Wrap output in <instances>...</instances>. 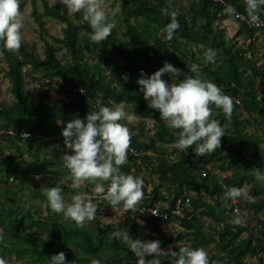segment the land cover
<instances>
[{"label": "trees", "instance_id": "1", "mask_svg": "<svg viewBox=\"0 0 264 264\" xmlns=\"http://www.w3.org/2000/svg\"><path fill=\"white\" fill-rule=\"evenodd\" d=\"M43 2L48 15L65 22L63 35L56 37L49 32L43 18L35 16L41 36L46 38L43 58L37 56L24 40L18 50L8 49L0 41V54L7 63L6 75L14 96L12 103L0 107V131L4 130L0 135V176L6 185V198L0 203V233L4 235V239L0 240V258L15 255L26 259L28 264H47L48 257L63 250L66 259L77 260L79 264H91L92 257L100 258L102 264H137L138 257L130 242L124 240L123 235L113 238L111 234L115 230L111 225L101 223L100 227H96L85 223L81 225L75 219L65 221L62 213L51 208L42 193V199L47 200V214L43 217L39 205L21 199L15 190H11L13 183L10 176L18 173L16 180L26 183L31 174L60 165L66 168L70 180H73L70 169L63 163V153L73 151L70 148L61 147L57 155L45 158L43 162L38 160L39 155L34 161L24 159V156L36 146L34 137L37 135H57L63 139L62 129L67 120L76 116L86 118L88 112L98 111L101 105L112 102L134 103V111L141 118L157 119V131L152 139L131 138L127 160L120 165L121 170L138 175L141 166L139 155H132L130 148L145 151L143 158L146 161L150 159L147 150L158 151V142L176 144L181 132V129L170 127L162 119L160 111L149 105L137 83L141 69L151 74L167 60L183 69L181 74L199 73L205 79H212L233 98V109L231 114H227L221 106L210 105L215 112L210 118L226 125L220 147L199 154L193 144L178 151L179 159L162 158L152 169L160 183L150 193L142 186V202L137 205L162 200L168 205L167 215L153 218L141 214L137 207L127 208L125 223H130L134 217L149 221L145 225L135 224L136 229L144 240L159 239L161 247L187 239L169 250L178 251L186 244L193 247L213 244L218 254L209 256L210 264H249L247 257L254 255L259 258L251 264H264V240L255 238L252 233L243 237L248 225L233 222L236 216L242 214L233 211V198L225 195L231 186L243 187L251 196L245 207L255 214L264 210V182L258 181L252 170L257 166L264 169V133L261 137L256 131H248L249 120L242 117L243 112L254 115L261 123L260 131L262 128L264 131V98L259 96L256 84L262 71L254 59L248 58L247 47L238 44L236 38L242 35L241 29L231 36L225 27L216 25L230 17L224 11L226 4L249 17L248 0H189L186 9L180 8L177 0H123L128 8L127 14L124 17L114 14L117 24L111 34L100 42L90 38L92 27L83 10L78 11L73 20L66 11L50 7L46 0ZM173 11L179 20V27L169 38L165 26L173 19ZM256 11L259 17H264V5ZM232 19L252 34L253 30L243 21ZM119 25H123L122 31ZM49 37L62 46L56 47ZM191 44H204L208 51L202 50L198 57L188 51ZM209 50L213 54L211 59L207 55ZM59 51H63L64 58L59 57ZM202 58H208V62L204 59L201 63ZM91 59L97 61L92 62ZM248 67L250 74H247ZM108 71L113 74L108 75ZM36 72L48 76L50 84L54 79L72 98L53 99L49 89L52 86L47 83L42 85L39 93L42 102L36 104L25 85L26 76L35 79L32 75ZM125 73L130 79L124 80ZM179 74L165 73L163 77L174 82ZM3 141L18 153L20 159L12 152L4 155ZM22 142L29 147H24ZM209 164L232 172L226 177H219L208 167ZM84 180L90 188L95 187L93 181ZM246 185L249 187L246 188ZM190 189L197 194L191 196ZM1 194L0 189V197ZM187 196L192 202L189 216L179 217L171 213L169 209L176 205L178 199ZM244 197L246 194L239 196V200L243 201ZM245 219L248 220V216ZM172 221L180 223L188 231L176 234L165 230L163 226ZM149 227L157 235L146 232ZM161 259L165 264H172L170 254Z\"/></svg>", "mask_w": 264, "mask_h": 264}, {"label": "clouds", "instance_id": "2", "mask_svg": "<svg viewBox=\"0 0 264 264\" xmlns=\"http://www.w3.org/2000/svg\"><path fill=\"white\" fill-rule=\"evenodd\" d=\"M69 12L83 10V15L92 27L90 38L100 42L105 40L117 24L114 11L104 6V0H60ZM21 0H0V41L8 49L18 50L23 42L22 27L24 19L20 11ZM264 5V0H248L250 22L259 23L260 17L256 9ZM234 10V9H233ZM237 15H240L237 13ZM173 19L165 26L171 38L179 27L176 13L171 12ZM212 58V51L207 53ZM183 69L165 60L163 66L151 74L141 69L137 78L140 90L149 105L158 109L162 119L173 128L181 129L175 141L179 148L196 145V152L205 154L214 151L221 145V137L225 134L226 125L218 119L210 118V105L221 106L225 113L231 114L233 98L213 80L205 79L199 73L187 74L178 83L163 77L165 73H181ZM130 77L124 74V80ZM132 121L136 113L129 114L122 104L112 102L101 105L98 111L88 112L86 118L76 116L66 121L62 132L65 145L72 149L63 153V163L70 169L73 184L79 185L83 179L94 182L95 191L106 195L112 206L134 208L143 197L144 181L140 176L126 173L120 165L127 160V150L132 132L123 118ZM253 174L258 181L264 182V169L257 166ZM108 181V184H105ZM41 192L47 197L51 208L75 219L83 225L86 220L96 217L98 205L87 193L78 192L71 200L65 198L60 185H43ZM246 194L243 187L231 186L225 195L236 198ZM234 223H244L242 216H236ZM113 238L123 235L129 240L130 247L138 257L137 264H161V257L169 255L172 264H210L207 250L200 247L183 245L178 251L165 250L159 239H134L128 230L115 231ZM4 235L0 233V240ZM151 257V258H149ZM0 264H5L0 258ZM47 264H79L77 260L66 259L61 250L48 257ZM91 264H102L98 257L91 258Z\"/></svg>", "mask_w": 264, "mask_h": 264}, {"label": "rangeland", "instance_id": "3", "mask_svg": "<svg viewBox=\"0 0 264 264\" xmlns=\"http://www.w3.org/2000/svg\"><path fill=\"white\" fill-rule=\"evenodd\" d=\"M47 4L54 8L58 9L62 12L66 11L68 16L74 20L75 16L78 14V11L76 12H69V10L66 8V6L60 2V0H46ZM189 0H177L178 5L180 8H185L188 5ZM123 0H104V6L108 9H111L114 11L115 15L125 16L128 12V8L124 6ZM20 11L22 13L23 19H24V25L22 27L23 32V40L31 46L32 51L39 57L43 58L45 56V39L43 36H41L40 33V27L36 20V15L43 18L44 24L49 28V32L56 36L61 37L63 35V29L65 27V22H62L61 20H58L57 18H54L47 14L46 7L44 5L43 0H21L20 4ZM262 17V16H261ZM264 19V17H262ZM218 27L222 26L225 27L229 35H234L235 31L237 29H241L242 35L240 38H236L239 45L247 47V56L249 59H254L257 63V67L262 71V75L256 79V84L258 87V93L261 98H264V28H254L252 31V34L244 29L240 24L235 21V19H232L228 17L226 20H224L220 25L216 23ZM45 26V27H46ZM119 30L122 31L124 29L123 25L118 26ZM50 42L54 44L56 47H61V43H57L53 40V38L49 37ZM250 47V49L248 48ZM208 51V48L205 47L204 44H191L188 51H191L192 53H196L198 57L201 56V51ZM64 51V49H63ZM63 51H59V57L64 58L62 55ZM189 52V53H191ZM205 59V62H208V58H202L201 63ZM92 62H96V59H91ZM197 66V64H194ZM248 65V64H247ZM249 66V65H248ZM7 70V63L5 62L3 56L0 54V107L2 105H9L14 101V96L11 91V82L9 78L6 75ZM28 70H26L27 72ZM108 75L113 74L110 71L107 72ZM251 70L248 67L247 74H250ZM188 74V73H187ZM44 74L42 72H36L32 76H35L36 78L33 79L31 76H26V88L29 91L30 95L32 94L35 103L38 104L39 102H42V99L39 95L40 90L42 88V85L49 83L50 78L48 76H43ZM184 73H180L177 75L176 80H174L175 83H178L180 79L185 78ZM179 77V78H178ZM175 79V77H174ZM178 79V80H177ZM210 79V78H207ZM212 80V79H211ZM119 82V81H118ZM50 87V95L53 99L61 98V99H67L70 100L72 98L71 95H68L57 85L56 81L54 79L51 80ZM122 106L126 109V111L129 114L135 113L134 103H120ZM213 111H216L213 108ZM215 114V112L210 113V117H212ZM242 117L249 120V126L247 127L248 131L253 132L256 131L261 137L264 133L263 128L260 131V125L261 123L258 122V119L251 114H248L246 112L242 113ZM157 119L152 117H146L141 118L138 114H136V117L132 121H128L125 118H123V122L128 124L130 127V130L132 132L131 138L140 136L138 139L140 140H146L149 141V139H152L153 135L155 134V124ZM158 126V124H157ZM156 126V127H157ZM145 130V131H143ZM4 130L1 129V133H3ZM142 132L144 133L142 136ZM36 146L34 145L31 149V153H26L24 156V159H28L29 161H34L36 158V155H39L38 160L40 162H43L46 160L45 158L52 157L58 154V152L63 148H68L64 141L65 138H60L57 135H54L52 137H49L45 134L43 135H37L34 137ZM3 149H4V155H8L11 152L16 154L17 157L20 159L18 153L16 151L11 150L6 146V142L3 141ZM24 147H29L27 143L22 142ZM159 147L158 151L154 150H147L150 159L145 161V158H143L145 151L138 152L137 149H134V152L130 150V153L132 155H139L138 163L140 166V170L137 176H140L144 184L143 186L146 187L148 193L153 191V187L160 183V179L156 173H153L152 169L158 166L159 160L164 159H170V160H176L179 159L181 148L176 144L171 143H157ZM179 149V150H178ZM230 151V149L228 150ZM208 167L212 168V170L219 176V177H226L227 175L231 174V170H223L218 167H215L213 164H209ZM66 168L62 167L60 165H57L53 168H50L49 170L41 173H33L30 176H28L27 182L23 183L21 182V179L16 180V177L18 173H12L10 176L11 183V190H15L18 193V197H20L23 200H28L31 203H34L35 205H39V208L41 209V213L43 217L47 214V200L42 199V192L40 188L43 185H60L63 189L65 198L67 200H71L72 196L78 192H84L87 193L88 196L93 199L95 203H97V215L95 218L86 220L84 223L88 226H96L100 227L101 223H106L111 225L114 230L116 231H123L128 230L130 235L136 239L142 237L140 236L138 229H136V226L140 223L145 225L148 224L149 221L147 220H139V218L132 220L130 223H125V219L127 218V211L126 208L123 207V203L119 206H112L110 204V201L107 198L106 190L103 193L96 192L95 187L90 188L87 184V182L83 179L79 185H74L73 180H70V176L68 174V171H65ZM123 171V170H122ZM135 171V167L132 168V172ZM125 172V171H124ZM127 173V172H126ZM21 183V184H20ZM106 185L108 184V181H105ZM6 185L3 183L2 178L0 176V189H1V197H0V203L2 202V199H5L6 196L4 194V188ZM249 185H246V188H248ZM247 191V189H246ZM189 194L191 196H195L196 191L194 189H190ZM166 193V192H165ZM167 194V193H166ZM238 198V208L240 211V215L243 217L245 222L248 225V230L243 234L244 236H247L252 233V235L259 239L262 238L264 240V210L260 214H255L251 211H249L245 204L248 199L251 198V196L246 192V197L242 200H239ZM142 202V200H140ZM167 204V203H166ZM135 207L138 208V205ZM248 216V220L245 219V217ZM62 217L65 221H72L73 218L67 217L62 213ZM123 224H120V223ZM136 224V226H135ZM124 225V226H123ZM165 230H170L176 234H179L181 231H188L185 229L180 223L176 221H172L168 223L167 225L163 226ZM150 228V227H149ZM155 239V238H153ZM186 238H182L180 241L173 242L170 245L162 246V248L169 250L170 247L173 245H179L186 242ZM130 242L129 240H127ZM209 256H212L214 254H218L213 247V244L204 247ZM5 264H28L26 259H20L15 255H10L6 257H1ZM258 256H248L247 262L249 264L256 263L258 260ZM164 260V259H163ZM161 259V264H165Z\"/></svg>", "mask_w": 264, "mask_h": 264}, {"label": "built area", "instance_id": "4", "mask_svg": "<svg viewBox=\"0 0 264 264\" xmlns=\"http://www.w3.org/2000/svg\"><path fill=\"white\" fill-rule=\"evenodd\" d=\"M224 2V0H220ZM234 8L231 7L229 4L225 5L224 11L227 12L230 17L232 18H237L240 21H243L249 28L254 29V28H264V19L260 17L259 23L256 22H250V17H247L243 13L237 12ZM239 13L240 15H237ZM12 132V131H10ZM132 152H134V148H130ZM192 202L190 196H187L185 199L179 198L176 205L171 207L170 212L173 213L174 215H177L179 217H186L189 216L190 208H191ZM233 205V206H232ZM231 206L233 208V211L240 214L239 208H238V198H233L231 201ZM164 207L165 210H164ZM141 214L146 215V216H152L153 218H161L165 215H167L168 211V205L166 204L165 201L159 200L156 201L152 204L146 205L142 204L137 208ZM167 209V210H166ZM191 215V214H190ZM244 225H247V223L244 220ZM146 232H150L153 235H157L155 230H151L150 228L147 229Z\"/></svg>", "mask_w": 264, "mask_h": 264}, {"label": "crops", "instance_id": "5", "mask_svg": "<svg viewBox=\"0 0 264 264\" xmlns=\"http://www.w3.org/2000/svg\"><path fill=\"white\" fill-rule=\"evenodd\" d=\"M251 30H254V29H251ZM238 29L235 31V34L237 33Z\"/></svg>", "mask_w": 264, "mask_h": 264}]
</instances>
